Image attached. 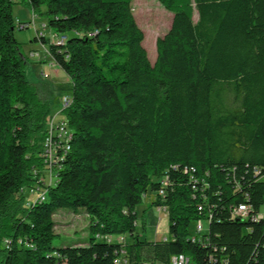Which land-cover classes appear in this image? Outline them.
<instances>
[{
  "label": "trees",
  "instance_id": "obj_1",
  "mask_svg": "<svg viewBox=\"0 0 264 264\" xmlns=\"http://www.w3.org/2000/svg\"><path fill=\"white\" fill-rule=\"evenodd\" d=\"M159 1L173 18L154 63L133 0L18 1L67 35L47 47L72 86L48 165L51 105L23 68L17 2L0 0V264H264V0ZM146 199L167 207L165 239L137 233ZM59 209L87 216V244H52Z\"/></svg>",
  "mask_w": 264,
  "mask_h": 264
},
{
  "label": "rangeland",
  "instance_id": "obj_2",
  "mask_svg": "<svg viewBox=\"0 0 264 264\" xmlns=\"http://www.w3.org/2000/svg\"><path fill=\"white\" fill-rule=\"evenodd\" d=\"M133 12L135 18L144 32L145 39L143 45L146 48L152 63L155 62L157 55L156 42L158 37L163 36L171 27L173 13L166 9L159 0H133ZM194 19H197V13L194 11ZM32 14L31 8L24 2L14 4V18L16 21L15 36L20 43V58L23 61L25 74L30 82L35 84L39 90H42L44 96L51 105V115L61 113L58 118L64 117L62 98L64 95L72 94L70 79L63 71H57L51 67L48 54L47 62H38V57L33 54V50H41L34 37L38 32L44 34L49 41L52 40V31L46 25L44 17L37 16L35 25L28 28H20L18 22H29ZM41 48V49H40ZM45 140V138H44ZM44 145V141H43ZM42 160L45 161L44 151H41ZM42 176L48 180L49 171L43 170ZM41 176V178H42ZM27 198L34 199L31 192L26 191ZM43 199V197H41ZM264 213V206L261 208ZM138 228L137 233L141 239L149 241L156 239H165L169 236V217L168 212L158 211V206L150 203L146 199L142 205L137 207ZM56 222L55 233L52 244L54 246H67L76 244H87L89 242L90 232L88 230V218L83 212H77L71 209H59L54 215ZM196 224L191 226L192 234L195 235ZM208 231V223H204V231ZM190 264H194L191 262Z\"/></svg>",
  "mask_w": 264,
  "mask_h": 264
},
{
  "label": "built area",
  "instance_id": "obj_3",
  "mask_svg": "<svg viewBox=\"0 0 264 264\" xmlns=\"http://www.w3.org/2000/svg\"><path fill=\"white\" fill-rule=\"evenodd\" d=\"M19 0H16V2H18ZM37 17V15H32L31 19L29 22H18V26L20 28H28L30 26H34L35 25V18ZM39 36H42V33H38ZM89 35H92V33H89ZM65 39H67V35L66 36H55L52 35V42L55 43L56 45H63L65 44ZM72 101H69V95H64L62 98V106H63V110L67 107H69V103H71ZM61 113L57 114V115H52L48 122H47V133L45 136V140H44V145H43V151H44V155H45V162L49 163L48 165H50L53 162L57 161V154L59 152L60 149L62 148H66V134H68V123H66V119L62 118H58V116ZM57 139V140H54ZM49 169L47 171H49V178L48 180H46L44 177L42 176L41 181L46 185L49 186L52 182V169L51 166H48ZM164 183H167V179H165L163 181ZM161 194H163V190L161 191ZM45 196V193L41 194L40 196H38L36 198L40 199V197ZM201 208V207H200ZM158 211L162 212V211H166L167 212V207L166 206H158ZM251 212V206L247 205V204H241L238 207H235L232 209V216H234V219H239V216H249ZM255 219H261L264 218V213H258L257 215H254ZM195 230L197 231V233L193 236L194 239L201 237V234L204 231V223L199 220L196 223L195 226ZM99 236V235H97ZM105 239H107L108 241H116L118 243L121 244H125L126 243V238L124 235H119L117 237H112V236H106ZM117 263H123V264H128L127 259L126 258H122L119 257L117 259ZM171 264H189V258L188 257H172L171 260Z\"/></svg>",
  "mask_w": 264,
  "mask_h": 264
},
{
  "label": "crops",
  "instance_id": "obj_4",
  "mask_svg": "<svg viewBox=\"0 0 264 264\" xmlns=\"http://www.w3.org/2000/svg\"><path fill=\"white\" fill-rule=\"evenodd\" d=\"M32 14H33V11H32ZM38 33H41V32H38ZM38 33H37V34H38ZM37 34H36V36L34 37V39L37 37ZM43 35H44V34H43ZM53 35L57 36V34H53ZM35 41H36L38 44L41 45V47H42V52H41V50H33V54H32V55H36V56L38 57L37 61H38V62H42V63H44V62L46 63L47 60H48V57H49L50 62H49L48 64H50L51 67H55L57 71H60L61 69L58 68V66H56V65L54 64V61H53V59H52V57H51V55H50V53H49V51H48L47 45L44 44V43H42L41 41H37V40H35ZM40 49H41V48H40ZM46 53L48 54V57L45 56ZM61 71H62V70H61Z\"/></svg>",
  "mask_w": 264,
  "mask_h": 264
},
{
  "label": "bare ground",
  "instance_id": "obj_5",
  "mask_svg": "<svg viewBox=\"0 0 264 264\" xmlns=\"http://www.w3.org/2000/svg\"><path fill=\"white\" fill-rule=\"evenodd\" d=\"M34 14V13H33ZM35 15V14H34ZM57 36H66V35H64V34H57ZM67 39H65V41H66ZM69 101H71V95H69ZM69 105H70V103H69ZM66 123H68L67 122V120H66ZM69 134H70V132H69V130H68V134H66V138H68L69 137ZM44 197V196H43ZM244 216H239V218H243ZM175 257H185V256H183V255H181V256H175Z\"/></svg>",
  "mask_w": 264,
  "mask_h": 264
}]
</instances>
